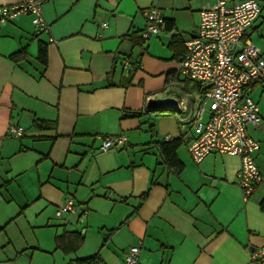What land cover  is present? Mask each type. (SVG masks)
<instances>
[{
	"label": "crops",
	"instance_id": "crops-1",
	"mask_svg": "<svg viewBox=\"0 0 264 264\" xmlns=\"http://www.w3.org/2000/svg\"><path fill=\"white\" fill-rule=\"evenodd\" d=\"M215 1L45 0L48 34L30 16L0 25V264H76L94 254L124 264L131 247L138 264H254L250 252L264 248V188L244 200L238 157L214 153L195 164L187 147L196 133L181 128L179 110L147 106L180 94L170 84L184 43ZM256 1L261 13L241 43L264 57V0ZM152 8L171 27L143 42ZM247 93L259 108L260 125L247 133L264 177V82ZM10 126L22 136L9 137ZM185 132L179 165L170 166L161 144ZM120 134L127 147L98 152ZM66 199L78 210L56 217Z\"/></svg>",
	"mask_w": 264,
	"mask_h": 264
},
{
	"label": "built area",
	"instance_id": "built-area-1",
	"mask_svg": "<svg viewBox=\"0 0 264 264\" xmlns=\"http://www.w3.org/2000/svg\"><path fill=\"white\" fill-rule=\"evenodd\" d=\"M45 0H22L18 4L0 6V25L20 16H30L37 33H49V26L42 18ZM261 13V3L256 0H216L200 11L199 27L195 35L184 43L186 53L178 63L174 81L170 86L181 89L178 99L181 128L188 125L193 131L188 143V153L195 164H200L210 154L238 157L240 170L236 185L244 200L257 188H264L255 160L259 143L247 133L251 125H260L258 104L247 89L264 82V57L250 42L241 43L244 36ZM146 26L140 34L143 41L166 31L162 11L152 8L144 13ZM106 24H102L104 28ZM126 68L131 65L125 63ZM11 138L21 137L23 129L10 126ZM188 133L181 137L186 139ZM123 134L102 139L101 154L127 147ZM77 205L66 199L58 206L55 215L74 213ZM140 250L131 247L124 255V264H138ZM254 264H264V248L250 252Z\"/></svg>",
	"mask_w": 264,
	"mask_h": 264
},
{
	"label": "trees",
	"instance_id": "trees-1",
	"mask_svg": "<svg viewBox=\"0 0 264 264\" xmlns=\"http://www.w3.org/2000/svg\"><path fill=\"white\" fill-rule=\"evenodd\" d=\"M169 27H171L170 26V22L166 21V29H169ZM140 40L143 41L141 39V37H140ZM138 44H139V42H138ZM185 52H186V50L184 48V54H185ZM39 53H40L39 54L40 60L45 62V57H46L45 49H40ZM184 54H183V56H184ZM183 56L181 57L182 59H183ZM182 59H180V61ZM181 144H182L181 137H179L178 139H174V140L168 141V142H163L161 144L163 155H164L165 159L168 161L170 166H173V167H176V168L178 167L179 161L176 158L175 150ZM63 242L64 241L59 242V239H58V244L60 246H62ZM64 251L69 252L70 249L67 250V248H66V250H64ZM75 263L76 264H104V262L102 261V259L99 256V254H94V255H92V256H90L88 258H85V259L76 260Z\"/></svg>",
	"mask_w": 264,
	"mask_h": 264
},
{
	"label": "water",
	"instance_id": "water-1",
	"mask_svg": "<svg viewBox=\"0 0 264 264\" xmlns=\"http://www.w3.org/2000/svg\"><path fill=\"white\" fill-rule=\"evenodd\" d=\"M160 101H149L147 106L152 110H166V111H178V100L172 97L166 99L162 103Z\"/></svg>",
	"mask_w": 264,
	"mask_h": 264
},
{
	"label": "rangeland",
	"instance_id": "rangeland-1",
	"mask_svg": "<svg viewBox=\"0 0 264 264\" xmlns=\"http://www.w3.org/2000/svg\"><path fill=\"white\" fill-rule=\"evenodd\" d=\"M175 87V86H174ZM176 89H178L179 90V88L178 87H175ZM171 94H173V92L171 93ZM183 94H185L184 92H180V94L178 95V94H176V95H171L172 96V98H174V99H179L180 98V96H182ZM179 117V116H178ZM77 205V204H76ZM58 208V207H57ZM57 208H56V210H57ZM56 210H55V212H56ZM54 212V213H55ZM66 214H69V213H66ZM42 234H43V236H42V239L43 240H46L47 238V234H48V232H46V231H43L42 232ZM42 244H45V243H42ZM45 246H47V245H45ZM50 255H53V254H51V253H49Z\"/></svg>",
	"mask_w": 264,
	"mask_h": 264
}]
</instances>
